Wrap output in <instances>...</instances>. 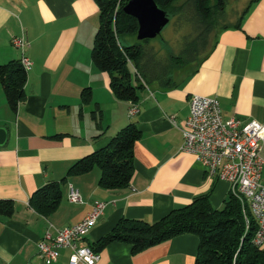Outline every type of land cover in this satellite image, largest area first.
Returning a JSON list of instances; mask_svg holds the SVG:
<instances>
[{
    "label": "crops",
    "instance_id": "crops-1",
    "mask_svg": "<svg viewBox=\"0 0 264 264\" xmlns=\"http://www.w3.org/2000/svg\"><path fill=\"white\" fill-rule=\"evenodd\" d=\"M249 3L240 27L220 29L211 52L179 68L172 87L144 84L140 111L132 116V102L114 94L109 73L92 59L100 24L97 0H0V63L23 54L33 61L26 98L16 111L0 85V126L8 129L0 145V199L15 203L12 216H0V264H69L70 248H60L59 257L46 263L38 243L47 230L56 233L81 221L97 200L107 202L104 213L80 245L95 244L123 217L154 222L199 195L209 194L214 208L224 207L230 184L208 176L194 154L181 150L182 128L193 94L216 97L224 119L264 122V0ZM21 35L30 42L24 50L12 42ZM85 88L91 90L88 101L82 98ZM130 122L141 131L130 186H101L97 165L68 173ZM59 133L66 135L53 137ZM261 153L264 158V143ZM49 182L60 183L62 198L48 215L29 201ZM71 186L81 202L70 201ZM199 242L196 234L184 233L133 253L132 244L114 241L99 251L97 264H195Z\"/></svg>",
    "mask_w": 264,
    "mask_h": 264
},
{
    "label": "trees",
    "instance_id": "trees-1",
    "mask_svg": "<svg viewBox=\"0 0 264 264\" xmlns=\"http://www.w3.org/2000/svg\"><path fill=\"white\" fill-rule=\"evenodd\" d=\"M97 1L100 24L91 53L93 62L100 70L109 73L112 90L119 99L136 103L144 84H157L164 89L172 87L175 84L173 68H181L209 54L214 48L217 32L240 27L250 7V3L247 4L236 20L231 21L226 12L230 0H187L177 12L197 33L179 54L171 53L164 61L153 48L147 47L150 39H138V20L123 10L129 0ZM176 1L156 0L167 12H174L172 4ZM27 77L28 71L20 60L0 63V85L15 111L26 98ZM82 98L90 100L89 88L83 90ZM93 118L97 119L95 111ZM65 135L59 133L53 137L61 139ZM140 136L139 127L130 122L112 137L106 147L77 160L68 173L87 172L97 165L102 170L101 186L109 189L130 186L135 171L134 148ZM61 198L60 183L49 182L37 189L29 202L37 211L49 215L56 210ZM14 212L13 200L0 199V216L9 217ZM248 216L249 226L241 202L234 195H230L224 207L214 208L209 194H204L154 222L123 217L109 233L90 246L99 252L108 244L121 241L132 244V252L136 253L177 235L193 233L200 241L195 264H264V247L254 242L258 222L251 213Z\"/></svg>",
    "mask_w": 264,
    "mask_h": 264
},
{
    "label": "built area",
    "instance_id": "built-area-1",
    "mask_svg": "<svg viewBox=\"0 0 264 264\" xmlns=\"http://www.w3.org/2000/svg\"><path fill=\"white\" fill-rule=\"evenodd\" d=\"M15 46L25 49L30 42L25 35L12 38ZM28 71L33 65L29 56L20 59ZM140 107L132 102L129 113L136 115ZM173 122L175 119L172 117ZM183 130L181 150L194 154L205 166L208 176L226 180L230 192L244 209L247 226L248 213L258 222L254 242L264 247V183L262 174L264 158V122L256 119L243 121L238 117L224 119L219 100L213 96L193 94L190 98V114ZM69 199L81 202L80 192L70 187ZM106 201H95L92 210L79 222L67 225L53 233L47 230L38 243L39 255L46 263L55 261L62 247L70 248L69 264H97L100 259L90 245H80L104 213Z\"/></svg>",
    "mask_w": 264,
    "mask_h": 264
},
{
    "label": "rangeland",
    "instance_id": "rangeland-1",
    "mask_svg": "<svg viewBox=\"0 0 264 264\" xmlns=\"http://www.w3.org/2000/svg\"><path fill=\"white\" fill-rule=\"evenodd\" d=\"M123 2L124 0H119ZM187 0H178L172 4L174 12H168L170 16V22L165 26L162 32L152 38L147 43L148 48H153V51L162 58L164 61L171 53L179 54V52L185 47L187 41L193 39L196 35V31L192 28V25L184 22V17L181 16L177 9L183 6ZM249 0H230L228 9L229 20L235 21L237 15L247 6ZM182 17V18H181ZM211 42H213V34L211 36ZM179 68H173L172 74Z\"/></svg>",
    "mask_w": 264,
    "mask_h": 264
},
{
    "label": "water",
    "instance_id": "water-1",
    "mask_svg": "<svg viewBox=\"0 0 264 264\" xmlns=\"http://www.w3.org/2000/svg\"><path fill=\"white\" fill-rule=\"evenodd\" d=\"M123 10L138 20L139 40L155 38L170 22L168 12L162 9L156 0H129ZM7 139L8 129L0 126V145H4Z\"/></svg>",
    "mask_w": 264,
    "mask_h": 264
}]
</instances>
